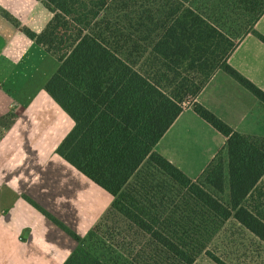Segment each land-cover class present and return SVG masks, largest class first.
Here are the masks:
<instances>
[{"label": "trees", "instance_id": "trees-1", "mask_svg": "<svg viewBox=\"0 0 264 264\" xmlns=\"http://www.w3.org/2000/svg\"><path fill=\"white\" fill-rule=\"evenodd\" d=\"M40 1L52 14L40 32L0 13L58 62L44 90L73 127L56 153L113 198L84 237L32 202L78 242L62 264H118L131 254V242L115 241L121 243L120 254L107 259L87 245L109 216L123 219L144 238L153 264H193L217 222L230 218L264 243V136L234 130L195 101L222 70L264 105V92L227 63L247 33L257 34L254 23L264 0H223L247 18L248 27L235 41L220 28L219 18L186 0ZM189 106L225 137L226 148V157L218 152L195 179L154 150ZM143 165L167 181L152 177L131 186ZM188 210L194 222L198 218L200 239L180 228Z\"/></svg>", "mask_w": 264, "mask_h": 264}, {"label": "crops", "instance_id": "crops-1", "mask_svg": "<svg viewBox=\"0 0 264 264\" xmlns=\"http://www.w3.org/2000/svg\"><path fill=\"white\" fill-rule=\"evenodd\" d=\"M0 10L35 32H40L52 15L40 0H0ZM254 30L257 34L247 33L229 54L227 63L264 92V41L258 37L264 38V12L254 23ZM57 66L53 56L0 13V264H62L78 242L41 209L84 237L113 199L56 153L57 146L73 127V120L44 90ZM225 74L216 71L195 101L207 109V103H211L215 107H210L217 109L224 108L230 100L243 113L261 103L251 92L249 97L245 91L236 89L239 83ZM218 77L222 78L219 88L229 97L216 88L203 98L202 94ZM187 121L193 122L191 128L186 127ZM223 121L248 134L229 120ZM198 129L207 131L211 139L200 144L204 153L198 164L199 172L187 175L182 170L191 179L205 168L225 137L190 106L179 114L154 147L181 170V151L175 144L180 135H184L183 140L196 142L200 136L192 132ZM191 142L188 146H193ZM189 161L194 165V156L189 154ZM87 208L94 211L88 215Z\"/></svg>", "mask_w": 264, "mask_h": 264}, {"label": "rangeland", "instance_id": "rangeland-1", "mask_svg": "<svg viewBox=\"0 0 264 264\" xmlns=\"http://www.w3.org/2000/svg\"><path fill=\"white\" fill-rule=\"evenodd\" d=\"M186 1L192 6L204 11L211 19L219 18L220 28L234 41L237 40L248 27L247 18L242 16V10L239 9L240 7L238 5H236L238 8L234 5L228 6L223 0ZM212 8H214L215 11L219 8L221 12L215 13ZM225 77L229 76H226L225 74ZM221 79L222 78L218 77L213 80L207 90L202 94V97H209L216 88H218L223 95L225 94V96L229 97L224 89L219 88L221 86ZM237 85L239 86L236 89L245 91L247 95L251 97V93L247 89L245 90L242 88L243 86L240 84ZM232 90L234 92L235 89L233 88ZM227 101H229V103L224 108H212L210 106L215 107V105H212L211 103H207V106H209L211 108L210 110L217 116H220L223 120H229V122L235 124L239 131L264 136V105L258 102L259 104L253 107L250 112L243 113L238 106L233 105L230 100ZM186 124H189L186 126L187 128H191L190 124H193V122L187 121ZM192 133L197 135V137L200 136L196 142H193L195 144L189 140L193 146H188V138L183 140L182 136L184 135H180V139H178L175 144L179 145L178 147L181 151V162L179 163V166L180 168L182 167L181 170L187 175L199 172V169L197 171L198 164H200V160L203 158L204 153L203 146L200 144L203 143L202 141H208L211 139L208 135L209 133L202 129L195 130ZM218 152H220L223 158L226 157L225 141L219 144L213 157ZM189 154L194 156V165H192V161H189ZM186 166L189 169H187ZM152 177H155L156 181H167L160 172L154 170L148 165H143L137 174L130 180V185L137 188L138 185L144 182V180H150ZM227 194L228 190L225 191V198ZM157 197L158 199L161 198L159 192ZM93 211L94 210L87 208L88 215ZM183 214L185 217H188V221L187 223L181 222L180 228L182 231L188 230L187 232H191L190 236H193L194 240L200 239L201 235L198 226V218H196V222L193 221L194 212L188 210ZM123 237L125 238L122 239ZM97 239H101L102 242L105 243H101ZM115 241H123L126 245L131 242L132 248L130 255L118 259V264H153L155 259L154 254L149 250L147 245H143L144 238L140 236L136 237V235L128 229V223L119 217L109 216L104 222L103 227H100L97 231V236L87 240L86 243L90 246L94 244L96 252L101 257L107 259L110 255L118 256L120 254L121 243L117 245V242L115 243ZM193 264H264V243L235 219L230 218L224 222H217V228H214L204 249L197 255Z\"/></svg>", "mask_w": 264, "mask_h": 264}]
</instances>
